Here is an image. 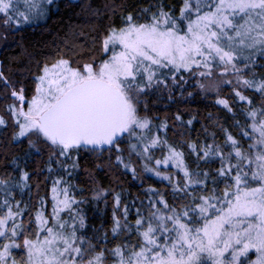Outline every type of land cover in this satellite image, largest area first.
<instances>
[{
  "label": "snow or ice",
  "instance_id": "6c2138e0",
  "mask_svg": "<svg viewBox=\"0 0 264 264\" xmlns=\"http://www.w3.org/2000/svg\"><path fill=\"white\" fill-rule=\"evenodd\" d=\"M54 3L0 0V26L38 21ZM92 47L86 62L63 53L38 62L30 95L0 70V100L12 101L0 129H13V143L27 142L26 157L42 155L40 146L51 149L50 174L55 163L71 176L79 154L108 152L141 179L131 162L136 157L142 173L168 181L171 202L150 186L134 223L125 205L122 220L113 212L111 237L89 235L73 185L58 176L49 197L33 203L32 176L13 158L18 178L0 177V264H264V0H153L122 11L121 23L107 26ZM185 85L215 94L216 104L233 113L220 96L228 86L244 105L236 134L222 129V143L213 136L187 145L197 161L218 163L215 169H192L185 152L169 144L167 121L156 124L148 114L150 97L167 91L171 99L172 89ZM156 150L166 152L155 158ZM115 202L119 207V194Z\"/></svg>",
  "mask_w": 264,
  "mask_h": 264
},
{
  "label": "trees",
  "instance_id": "16d2710c",
  "mask_svg": "<svg viewBox=\"0 0 264 264\" xmlns=\"http://www.w3.org/2000/svg\"><path fill=\"white\" fill-rule=\"evenodd\" d=\"M150 2L153 0H55L47 9L42 21L21 25L14 31L7 32L10 34L9 40L0 47L2 70L12 81L18 85L23 84L30 95L32 75L38 74V62H44L61 53L66 57L86 62L95 54L93 39L98 38L107 26L119 25L122 11L135 12ZM164 2L174 4L178 3V0ZM188 93L192 95L189 96ZM244 94L253 96L251 91H245ZM220 96L229 100L233 113L216 104L215 94L200 93L194 86L185 85L184 89L174 87L171 99L168 98L167 91L150 97L152 110L148 114L156 118V124L167 121L166 136L169 144L178 146L185 152V160L192 169H196L197 165L201 169H215L219 164L209 165L197 161L196 155L187 147L189 143H210L213 136L217 143H222L225 139L222 129L236 134L238 129L234 126L235 121L244 122L241 113L244 105L232 95L231 89L224 86ZM254 103L259 107L261 100L258 96ZM4 106L5 103L0 101V109L3 110ZM177 115L181 117L180 121L175 119ZM188 120H192L191 125L187 124ZM12 131L10 128L0 129V177L8 174L17 177L18 169L12 163L13 158H17L19 168L28 171L32 176L29 183L34 203L40 196L48 198L52 180L64 176L73 185L72 191L76 198L84 201L79 208L86 218V231L89 235L98 230L101 235L107 232L111 237L113 212L115 211L116 216L122 220L125 205L129 207L128 221L134 223L136 207H140L141 202L148 204L149 193L146 189L150 186L164 193L165 198L171 202V187L168 181H162L151 173H142V163L136 157H133L131 162L142 174L141 179H133L131 172L115 164L114 154L109 159L108 152L100 156L79 154V168L71 176H67L55 163L52 165L55 171L50 174L47 172V161L51 149L40 146L42 155L26 157L27 142L13 143ZM165 152L166 150H156L153 155L155 158H162ZM97 165L101 167L98 168ZM161 170L175 173L176 176L182 175L171 166L167 169L162 166ZM100 189L106 190L104 195L94 199L95 193ZM116 194L120 195L119 207L115 202ZM17 199H20V196H17ZM24 199L28 200V196ZM50 208L49 203L48 210ZM111 246L110 244L109 247Z\"/></svg>",
  "mask_w": 264,
  "mask_h": 264
},
{
  "label": "rangeland",
  "instance_id": "374dc122",
  "mask_svg": "<svg viewBox=\"0 0 264 264\" xmlns=\"http://www.w3.org/2000/svg\"><path fill=\"white\" fill-rule=\"evenodd\" d=\"M45 17V16H44ZM44 17L42 18V19H40V20H38V21H42L43 19H44ZM27 25V24H26ZM17 27H13V28H11V29H9V28H5V27H3V26H0V47H3V45L5 44V43H7V41L9 40V35L10 34H8L7 32L8 31H10V32H12V31H14L15 29H16ZM2 65H1V62H0V70H2ZM3 94V90L1 89L0 90V95H2ZM0 101H2L3 102V104L5 103V105L6 104H9V103H12V101L10 100V99H4V100H0ZM3 109H4V107H3ZM0 114H3V110L2 109H0ZM7 118V117H6ZM10 128V127H9ZM11 130H13L12 128H10ZM92 155V154H91ZM94 156H96V155H94ZM140 161V160H139ZM140 163H142L141 161H140ZM18 178V177H17ZM27 196V195H26ZM19 197V196H18ZM252 258H254V256L252 257Z\"/></svg>",
  "mask_w": 264,
  "mask_h": 264
}]
</instances>
